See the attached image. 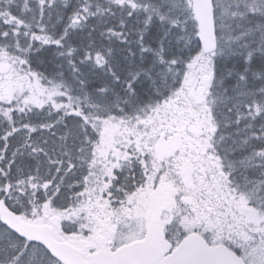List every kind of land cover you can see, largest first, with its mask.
Instances as JSON below:
<instances>
[{"label":"snow or ice","instance_id":"6c2138e0","mask_svg":"<svg viewBox=\"0 0 264 264\" xmlns=\"http://www.w3.org/2000/svg\"><path fill=\"white\" fill-rule=\"evenodd\" d=\"M0 264H264V0H0Z\"/></svg>","mask_w":264,"mask_h":264}]
</instances>
